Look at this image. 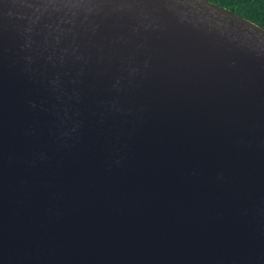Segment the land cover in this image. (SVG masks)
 <instances>
[{"label":"water","instance_id":"water-1","mask_svg":"<svg viewBox=\"0 0 264 264\" xmlns=\"http://www.w3.org/2000/svg\"><path fill=\"white\" fill-rule=\"evenodd\" d=\"M0 264H264V28L0 0Z\"/></svg>","mask_w":264,"mask_h":264},{"label":"trees","instance_id":"trees-1","mask_svg":"<svg viewBox=\"0 0 264 264\" xmlns=\"http://www.w3.org/2000/svg\"><path fill=\"white\" fill-rule=\"evenodd\" d=\"M264 28V0H210Z\"/></svg>","mask_w":264,"mask_h":264}]
</instances>
